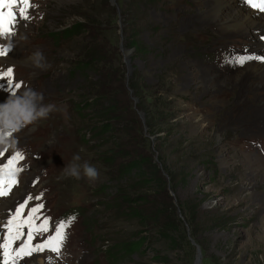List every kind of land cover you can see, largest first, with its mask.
Wrapping results in <instances>:
<instances>
[{
	"label": "rangeland",
	"instance_id": "obj_1",
	"mask_svg": "<svg viewBox=\"0 0 264 264\" xmlns=\"http://www.w3.org/2000/svg\"><path fill=\"white\" fill-rule=\"evenodd\" d=\"M205 1L31 0L34 20L25 22L28 32L18 30L22 55L7 61L11 65L5 69L11 67L22 77L20 90L30 86L43 92L44 103L55 104L58 110L16 133L17 149L0 157V164L15 152L24 157L18 165L23 168L19 184L5 197L11 201L1 205L0 222L28 195L33 196L29 207L43 203L44 215L51 217L49 233L37 236L34 243L51 235L61 219L75 220L66 229L60 257L45 250L21 264H49V256L54 264H194L196 247L199 264H264V79L249 74L240 81L250 61L240 66L226 58L245 50L250 54L251 41L245 33L219 34L202 22ZM108 6L111 16L104 22ZM81 15L87 17L86 29L76 37L50 36L51 29ZM91 34L95 41L103 37V59L117 70L111 76L105 75V60L91 77L89 67L76 68ZM31 38L36 42L26 43ZM36 49L44 52L47 70L32 65L30 56ZM98 78L103 85L91 92L98 93L103 106L114 101L115 111L104 115L103 109L95 112L89 104L79 114L83 87ZM7 87L1 81V93L9 96L12 91L6 92ZM7 98L1 97L0 103ZM99 116L104 118L97 125H108L107 132L115 135L107 167L100 163L103 148L92 128ZM129 126L144 139L140 150L152 161L160 141L170 143L165 152L168 166L172 159L187 166L184 181L165 188L177 218L191 217L195 222L190 226L185 222V232L171 234L173 241L158 233L162 221L141 218L142 225L116 205L121 191L133 193L129 178L141 171L133 162L128 173L121 174V164L136 160L139 153L130 133L119 134L121 127ZM74 154L99 170L98 180H57ZM161 173L168 182V175ZM149 179V192L163 201L157 179L154 175ZM41 193L42 200L36 201ZM140 236H145L140 246L128 253L124 243Z\"/></svg>",
	"mask_w": 264,
	"mask_h": 264
},
{
	"label": "trees",
	"instance_id": "obj_2",
	"mask_svg": "<svg viewBox=\"0 0 264 264\" xmlns=\"http://www.w3.org/2000/svg\"><path fill=\"white\" fill-rule=\"evenodd\" d=\"M93 10V9H92ZM94 11V10H93ZM112 6H108V12L106 11L105 15H102V18L105 19L104 22H107L111 16ZM92 15V14H91ZM78 20L70 21V23H67V25L51 29L49 31L50 36L54 40L58 39H72L73 37H76L81 30H85L86 26L84 23V20L87 19L85 15H81V17H78ZM93 16H91V19L93 20ZM94 34L89 35L88 40L91 39L89 42V45L85 50L83 51V57L79 60H77L76 68L78 69H88L90 68V76L94 75L97 71V67L101 68V63L105 61H108V58L103 59L106 49H103V37L99 41H95ZM97 66V67H96ZM104 72L105 75L111 76L113 73H115L117 70L113 69L109 65V61L104 65ZM88 77V78H89ZM97 77H99V74H97ZM87 78V79H88ZM98 84L102 86L103 84L100 81V78L96 81H91L90 83L86 84L83 88L85 91V97L79 101V114L80 110H84L88 108V105L90 104V108L95 112L99 111V109H103L102 112H105V114H109L115 110H113L114 101H111L108 105L103 106L102 103L98 102V93L97 92H91V90L96 87ZM91 86V87H90ZM96 94V95H90L89 94ZM87 95V96H86ZM146 116V115H145ZM97 118V115H96ZM99 119H96V121L93 122V132L97 136V142L98 147H102L103 149L100 150V153H98L100 163L104 166H110L112 162V155H111V146L114 144L115 135L109 134L107 132V129L109 126H99L97 125L99 120H103L104 117H98ZM105 118H109V116H105ZM130 120V119H129ZM145 122L147 123V127L149 128V132H153V126L148 123V120L146 118ZM157 131V130H156ZM132 135V138L134 141L137 142V150H138V158L133 161H125L121 164V168L123 170V173L126 174L131 168V164L133 162H136L139 167H141V171L138 172V175H133V177L129 178V182L127 186L129 189L133 192L132 194L129 192L121 191V197H120V203H116L117 207L125 214V215H131V217H136L138 220V223H141L144 225V221L141 220V218H145L146 220L158 222L162 221L161 227L158 228V233L163 234V237L168 238V240L173 241L175 238L173 233L175 231H181L185 232V222L188 226L194 224V220L191 217H185L184 219L177 218V215L175 213V207L171 202V196L166 192L165 186H172L178 183L179 181H184L185 179V169L187 166L185 164H182L180 160H173L170 166H168L167 158H166V151L169 152L170 143L167 145H160V141L157 142L155 146V160L152 161L151 157L143 153L140 148L142 147L143 138L138 137V133L135 135L133 134L132 127H121L119 134L121 136H126L127 134ZM158 137V135L156 136ZM129 142V141H128ZM131 142V141H130ZM97 147V146H96ZM177 165H174L176 164ZM105 172V171H104ZM168 175V182L165 180L163 173ZM157 179L158 187L160 188L161 195H163V201L157 199L155 195L151 194L149 192L150 188V176H153ZM104 187V186H103ZM124 194V196H123ZM156 198V200H155ZM188 211L187 207H185ZM132 213V214H131ZM173 215V216H172ZM176 218V219H175ZM171 233L169 234V232ZM145 236H140L139 238L132 240L130 242L124 243L126 251H129L128 253H131L135 248H138L140 244L142 243V240H144Z\"/></svg>",
	"mask_w": 264,
	"mask_h": 264
},
{
	"label": "snow or ice",
	"instance_id": "obj_3",
	"mask_svg": "<svg viewBox=\"0 0 264 264\" xmlns=\"http://www.w3.org/2000/svg\"><path fill=\"white\" fill-rule=\"evenodd\" d=\"M254 12L264 14V0H242ZM35 7L31 0H0V37L11 35L14 26L20 20L30 19L29 10ZM264 40V36L261 37ZM8 48L0 47V57L7 54ZM258 60L264 62V57L247 54H236L226 58V62L233 65L243 66L246 62ZM13 69L7 68L0 72V79L8 78V89L12 93L21 87L20 83H13ZM8 150H0V157L6 155ZM23 154L15 152L8 157L6 163L0 164V198L8 197L13 189L19 184L18 174L23 168L18 166L19 161L23 160ZM35 183V181H34ZM43 193L37 195L34 199L41 201ZM32 195H28L22 203H19L6 221L0 222V264H21L25 258H30L36 253H42L48 250L54 253L56 257L61 256V251L67 239L66 229L70 227L75 220V216H70L67 220L61 219L55 225V231L42 239L39 243H34L37 236L49 233L51 217L44 215L43 203H36L29 207ZM27 210V211H26ZM26 211V214H25ZM49 264H54L51 256L48 257Z\"/></svg>",
	"mask_w": 264,
	"mask_h": 264
},
{
	"label": "bare ground",
	"instance_id": "obj_4",
	"mask_svg": "<svg viewBox=\"0 0 264 264\" xmlns=\"http://www.w3.org/2000/svg\"><path fill=\"white\" fill-rule=\"evenodd\" d=\"M205 3L206 5L204 7L200 5L203 8H201L202 12L200 13L203 18L202 22L211 24L216 28L219 34H229L233 32L242 34L243 37V33H245L244 35H246L251 41L252 51L250 54L264 57V42H259V35L264 36V14L259 15L257 12H254V10L245 5L242 0H206ZM29 15L30 19L28 20L20 21L18 19L17 24L14 26L15 30L11 35L0 37V47L8 48L7 54L3 57H0V72L6 71L5 68L9 64L11 65V63L7 64V61H11L13 60V58L19 59V56L17 55H22L23 50L20 46V41L22 38L19 32H28L26 31V27L28 28L29 24H25V22L28 21L31 23L34 20L31 8L29 10ZM31 42L36 41L33 38L26 40V43L28 44ZM16 48V51L18 52L14 55L13 51ZM12 67L16 66L12 65ZM244 69V72H242L240 75V81L243 82L242 77L249 74L260 77L261 81L262 79H264V62L260 63V61L258 60H252ZM15 71L16 70H13V83H20L22 85L24 81L21 79L22 77L15 76ZM7 79L8 78L0 79V100L1 97H8L7 94L1 93V81L7 84ZM261 84L262 86H264L263 83ZM18 90L20 89H16L17 93H19ZM10 91L11 90L7 87L6 92ZM10 201L11 200L9 198H7L6 200L5 197L0 198V208L2 207L1 205H6ZM1 211L2 210L0 209V212Z\"/></svg>",
	"mask_w": 264,
	"mask_h": 264
},
{
	"label": "clouds",
	"instance_id": "obj_5",
	"mask_svg": "<svg viewBox=\"0 0 264 264\" xmlns=\"http://www.w3.org/2000/svg\"><path fill=\"white\" fill-rule=\"evenodd\" d=\"M30 61L37 69L47 70L50 67L40 49L32 52ZM18 92L10 94L0 103V150H16L19 144L16 133L48 119L51 113L58 110L55 104L44 103V94L39 90L28 86ZM99 177L100 172L93 164L87 160L82 161L79 154H74L57 180L86 178L89 182H95Z\"/></svg>",
	"mask_w": 264,
	"mask_h": 264
},
{
	"label": "water",
	"instance_id": "obj_6",
	"mask_svg": "<svg viewBox=\"0 0 264 264\" xmlns=\"http://www.w3.org/2000/svg\"><path fill=\"white\" fill-rule=\"evenodd\" d=\"M110 2L114 3V0H110ZM123 50H124V53L126 54V53H128L129 49H123ZM125 63H126V65L128 64L127 58L125 59ZM194 264H199V250L197 247H196V258H195Z\"/></svg>",
	"mask_w": 264,
	"mask_h": 264
}]
</instances>
